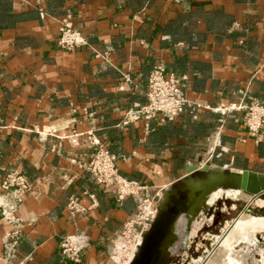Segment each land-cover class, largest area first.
I'll use <instances>...</instances> for the list:
<instances>
[{
  "label": "crops",
  "instance_id": "0c3cea01",
  "mask_svg": "<svg viewBox=\"0 0 264 264\" xmlns=\"http://www.w3.org/2000/svg\"><path fill=\"white\" fill-rule=\"evenodd\" d=\"M68 17L87 42L69 52L58 46ZM160 65L181 80L185 112L122 126ZM254 102H264V0H0V264H115L140 198L120 201L86 171L90 131L142 196L190 165L264 174V130L253 136L243 111H216ZM13 172L30 184L20 197L2 187ZM72 196L85 213L70 214ZM67 238L82 246L76 261L62 253Z\"/></svg>",
  "mask_w": 264,
  "mask_h": 264
},
{
  "label": "built area",
  "instance_id": "2783aa9c",
  "mask_svg": "<svg viewBox=\"0 0 264 264\" xmlns=\"http://www.w3.org/2000/svg\"><path fill=\"white\" fill-rule=\"evenodd\" d=\"M59 30L58 46L60 49L69 52L82 48L87 44L81 32L74 28L70 17L61 23ZM187 105L188 100L186 99L181 80L174 74H168L164 66L160 65L149 76L146 103L130 108L121 125L129 126L136 122L144 121L146 126L149 127L153 120L159 119L161 123L173 121L185 112ZM216 111L223 114L243 111V123L253 136H257L259 132L264 130V102H254L250 105L234 103L228 107H219ZM85 138L92 147V151L84 167L93 176L97 185L114 192L120 201L127 197L140 196L142 192L146 191L145 186L121 175L117 156L105 146L94 132H88ZM2 187L6 192L12 189L16 197H20L30 190V184L26 176L15 172L7 175ZM90 198L97 205L95 195H90ZM67 208L72 215L83 214L87 211V208L76 196L70 197ZM156 211L155 202L142 200L134 217L124 223L121 234L123 245L120 251L124 255L123 258L125 260H129L143 233L151 228ZM20 237V232L15 230L7 234L5 240L7 257H11L16 250ZM61 249L66 258L76 261L79 258L82 246L76 239L67 238L62 242Z\"/></svg>",
  "mask_w": 264,
  "mask_h": 264
},
{
  "label": "rangeland",
  "instance_id": "374dc122",
  "mask_svg": "<svg viewBox=\"0 0 264 264\" xmlns=\"http://www.w3.org/2000/svg\"><path fill=\"white\" fill-rule=\"evenodd\" d=\"M187 174V172L184 173L180 179L156 191L153 196H144L145 200H152L156 206L160 196L164 198V191L179 186ZM208 201L209 197L207 203ZM211 207L215 208L212 212L213 219L207 218L208 216L202 213L196 219H192V226L187 228L185 238L179 235L175 238L172 255L167 264H208L221 248L226 247L230 248L228 256L232 261L229 260L228 263L234 261L237 262L236 264H263L264 229H252L251 224L260 219L264 220V195L253 198L245 196L237 201L221 197L213 205L208 206V208ZM133 217L134 215L131 218ZM188 221L189 218L186 215L179 217L176 232L182 235ZM120 242L119 249L123 245V241ZM123 257L121 251L120 253L114 251L112 261L116 264H123L127 261Z\"/></svg>",
  "mask_w": 264,
  "mask_h": 264
},
{
  "label": "water",
  "instance_id": "95a60500",
  "mask_svg": "<svg viewBox=\"0 0 264 264\" xmlns=\"http://www.w3.org/2000/svg\"><path fill=\"white\" fill-rule=\"evenodd\" d=\"M186 172L188 174L179 186L169 188L171 193L162 208L159 207L162 203L160 196L156 203V217L154 214L151 228L143 233L142 243L130 264H167L175 238L178 235L185 238L192 219L202 213L207 218L213 217L215 208H208L207 200L214 191L220 188L238 190L251 198L264 195V174L261 173L231 170L211 162L187 166ZM181 215L189 218L182 235L176 232V222Z\"/></svg>",
  "mask_w": 264,
  "mask_h": 264
},
{
  "label": "bare ground",
  "instance_id": "6f19581e",
  "mask_svg": "<svg viewBox=\"0 0 264 264\" xmlns=\"http://www.w3.org/2000/svg\"><path fill=\"white\" fill-rule=\"evenodd\" d=\"M202 166V165H201ZM212 168H214V167H212ZM195 183V182H194ZM171 192L169 191V190H167V191H165L164 192V198H162V203H161V205H159V207L160 208H162L163 206H164V203L168 200V198H169V194H170ZM172 193H173V191H172ZM245 196H247L248 197V195H246L245 193H243L242 191H238V190H230V189H223V188H220V189H218V190H216V191H214L210 196H209V201H208V203H207V206H211V205H213L217 200H219L221 197L223 198H226V199H230V200H241V199H243ZM250 197V196H249ZM212 208H214V207H212ZM181 216H183V215H181ZM180 216V217H181ZM155 217H156V214H155ZM154 217V218H155ZM210 218H212L213 219V217H210ZM193 219H196V218H193ZM252 220V219H251ZM183 221H185L184 219H183ZM177 223V222H176ZM182 224V223H181ZM244 224V223H243ZM251 226L253 227L252 229H254V228H260V229H264V220L263 219H260V220H258L257 222H253L252 224H251ZM241 227V226H240ZM243 228V227H242ZM177 230V229H176ZM248 240V239H247ZM253 241V240H252ZM255 241V240H254ZM253 241V242H254ZM249 242H250V240H249ZM138 246L142 243V238H140L139 239V241H138ZM251 243V242H250ZM252 244V243H251ZM138 246H136V248H135V250L133 251V253L130 255V258H129V260L127 261V262H125L124 264H130V262L133 260V258H134V256H135V254H136V252L138 251ZM221 248V247H220ZM254 248V247H253ZM120 249H118V252L120 253V251H119ZM232 251V250H231ZM219 252L221 253V255H220V261H219V263H216V264H236L234 261H233V263H231L232 261H231V259L229 258V256H228V253L230 252V248L228 249L227 247L226 248H221L220 250H219ZM230 255H231V253H230ZM247 255H248V253H247ZM247 258V257H246ZM263 260H264V257L262 258ZM229 260L231 261L230 263H228L229 262ZM234 260V259H233ZM243 260H244V258H243ZM262 263L264 264V261H262Z\"/></svg>",
  "mask_w": 264,
  "mask_h": 264
},
{
  "label": "flooded vegetation",
  "instance_id": "af4514ba",
  "mask_svg": "<svg viewBox=\"0 0 264 264\" xmlns=\"http://www.w3.org/2000/svg\"><path fill=\"white\" fill-rule=\"evenodd\" d=\"M145 192V191H144ZM137 198H140L139 199V201H138V203H140V201H142V200H145V198H144V196H142V194L140 195V196H137ZM144 198V199H143ZM137 211V210H136ZM122 230H123V227H122ZM121 234H122V231H121ZM121 234H120V241H121ZM119 248H120V246H119ZM118 248V249H119ZM82 250V249H81ZM81 250H80V252H79V254L81 253ZM116 253L118 252L117 250L115 251ZM113 263H115L116 264V262L115 261H113Z\"/></svg>",
  "mask_w": 264,
  "mask_h": 264
}]
</instances>
